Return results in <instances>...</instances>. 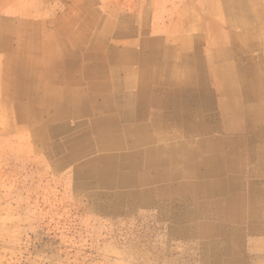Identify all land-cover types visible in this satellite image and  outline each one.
<instances>
[{"label": "rangeland", "instance_id": "1", "mask_svg": "<svg viewBox=\"0 0 264 264\" xmlns=\"http://www.w3.org/2000/svg\"><path fill=\"white\" fill-rule=\"evenodd\" d=\"M226 2L227 0H0V20L18 24L39 21L27 19L26 13L41 14L43 17L42 14L50 13V19L55 18V14L60 18L61 14L68 17L73 13L75 23L79 25L90 18L95 21L97 17H105L109 23L107 28L115 30L113 35L120 33L122 35L118 37H123L117 40L115 49L128 46L130 52L142 62L138 55L144 52L141 48L143 43L153 45L158 39L175 37L184 32L191 35L192 45L201 54L205 51L202 40L207 47L205 37L211 39L223 34L226 44V38L231 37L230 31L233 29L226 13ZM208 4L213 7L214 12L209 10L206 6ZM236 14L242 20L240 24L245 23L243 19L252 23V18L250 20V15L247 17L246 11H237ZM191 18H194L193 21ZM206 21V25L199 26ZM47 23L48 28L59 31V36L64 39L70 33L61 31V27L69 24L73 28V23L65 18L61 23L54 20H48ZM104 25L102 19L97 27H105ZM238 28L239 34L244 33L243 26ZM18 32L19 30L16 31ZM253 38L257 40L255 56L258 60L263 59L260 49L258 50L261 38L256 33ZM89 39L85 33L84 43L71 49L80 55L78 67L89 64L82 59L87 47L84 45ZM207 48L208 53H214L215 46ZM117 52L123 59H129V54L124 56L122 50ZM3 55L4 52L0 50V264H264V237L259 236L264 230L257 228L255 235L251 229L244 227L230 230L226 223H222L227 214L219 206L220 196L207 198L196 188H181L178 182H173L169 187L165 183L157 184L155 190V186L147 185L138 188L132 196L123 193L124 195H120L122 198L118 199L117 188H105V176L91 177L88 170L92 164L100 163L105 158L91 156L87 148L81 145V149L76 146V153L82 151L84 156L78 157L68 146L72 143H64L73 134L82 133L79 130L87 124L86 120L78 122V129L73 122H69V126L59 128L56 132L53 128L59 124L64 125L63 122L48 123L42 115L43 121L29 124L23 108H19L21 111L15 114L11 99L2 93L6 86L2 84ZM198 71H203L202 65ZM213 71V68L207 69L209 77ZM60 81L50 80L49 84L55 86ZM81 82L82 88L87 92L86 81ZM157 88L158 86L151 85L150 99H154L152 94L157 93ZM38 106L43 107L40 102ZM151 118H148L144 132H132L125 136L151 137L158 141L154 143L157 147L171 146L174 141L169 137L177 134L176 127L171 125L167 131L160 133L151 124ZM40 125L45 130L42 136L37 137L32 129ZM256 142L262 144L264 138L256 137ZM161 155L162 153H158V157L163 156ZM110 181H113L112 178ZM193 183L196 184L197 181ZM111 184L114 185V182ZM239 213L236 210L228 218L232 216V220H239ZM204 224L221 233L238 230L240 238L233 240L229 237V241L211 235L201 237L198 225ZM223 224L227 227L222 226ZM226 246L240 250V260H221V250Z\"/></svg>", "mask_w": 264, "mask_h": 264}, {"label": "bare ground", "instance_id": "2", "mask_svg": "<svg viewBox=\"0 0 264 264\" xmlns=\"http://www.w3.org/2000/svg\"><path fill=\"white\" fill-rule=\"evenodd\" d=\"M206 6L214 12L212 6L209 4ZM225 8L230 24L243 26L245 28L243 35L245 36L249 34V22L243 19L245 23L240 24L242 20L237 17L236 13L244 10L247 12V17L252 13L255 16V22L257 21L258 31L264 46V0H227ZM193 19L191 18L192 21ZM41 23V21H34L14 24L0 20V50L4 52L2 84L3 86L6 85L3 87L5 91L2 93L7 94L8 98L11 99L15 114L17 111H21L19 108H23L29 124L30 122L43 121L42 115L48 123L63 122L64 125L55 126L54 131L69 126V122H73L75 128L78 129V122L86 120L87 124L79 130L82 133L77 134L78 132L73 131L76 134L68 137L64 143H72L68 146L74 150V153L78 151L81 145L87 148V152L91 156L105 158L100 163L92 164L88 170L91 177L105 176L107 179V183L104 184L105 188H117L118 199L122 198L120 195L123 193L132 196L138 188L147 185L155 186L153 187L155 190L157 184L165 183L166 187H169L174 184L173 182H178V186L181 188H196L202 196L207 198L220 196L221 198L218 199L219 206L226 210H239L238 223L246 222L253 235H255L254 231L257 228L264 230V194H262L264 193V179H262L264 175V144L248 149L245 147V140L241 135L240 138L233 135L236 132L264 136L263 64L247 60V53L244 50H237L238 53L231 57L228 44L227 46L224 44L222 48L217 50L216 55L223 60L218 68L220 85L217 88L218 93L222 96V101L217 109L221 121L208 127L204 122L197 123L195 116H189L186 111H182L186 91L183 84L174 82L186 80L188 76H198L199 79L203 77V71H201V75L195 66V52L186 47V51H189V54L192 53V58L189 56L188 63L185 56L181 55L183 50L179 53L173 50V54L170 53V56L166 52V54L152 55L150 61L143 62L144 80L148 79L147 81L150 83L155 79L173 80L172 90L161 94V97L155 100L156 104L162 107L161 114H156L155 111L152 114L155 127L161 128L158 130L161 131L160 133L167 131L172 125L176 127L177 134L169 137L174 141L171 146L157 147L154 143L158 141L151 137L136 138L129 136L130 138H128L125 136V134L128 135L132 132L130 129L122 127L123 125H120L114 116L108 118L104 115L100 118L90 119V111L92 114L94 111L100 112L98 108L95 110L96 105L91 102L98 88L96 90L94 89L95 86L90 87L89 80L94 76L100 62L98 58H95L94 51H84L85 57L91 63V66L84 70L83 77L89 81L86 84V92L81 86L82 83L76 80L78 78L76 72L79 73L77 64L72 57L73 55L68 53L70 45L76 46L84 43L86 30L76 29L75 33H71L72 37L67 42L54 37L44 40L39 34L43 28ZM203 23H200L199 26H204L205 23ZM104 26L96 28L97 32L94 39H91L92 36H90L88 45L93 44L95 47H100L105 42L109 32H107V24ZM27 28L28 30H26ZM17 30L19 33H16ZM60 30L71 31L74 29L66 24ZM253 34L254 32H251V38H253ZM256 42L257 40L254 41V43ZM155 43L157 44L159 41H155ZM229 47L231 48V46ZM159 49L165 48H158L157 50ZM43 52H48L50 56L47 60L41 61L42 59L39 60L36 57ZM57 62V67L63 65L65 69V80H61L58 85L50 86V80H48L50 75L48 78L43 75L48 72L49 66H55ZM167 68L168 71L175 70L178 74L177 77L162 75L161 71ZM149 82L147 84H150ZM202 101L209 110L214 108L206 97L205 99L202 98ZM39 102L43 107L38 106ZM104 112L108 113V110H104ZM169 121L174 124H169ZM212 128L222 131L224 137H200L204 132H211L207 130ZM44 130L40 125L33 128L32 132L39 137L43 135ZM164 141L166 140H161V142ZM81 152L76 153V156L83 157L84 154ZM158 153H162L163 156L158 157ZM256 177L261 179L255 180ZM110 178L113 181H110ZM247 178H251V180ZM195 181H197L196 184L193 183ZM111 182H114V185ZM189 196L191 195L189 194ZM202 201L204 202V200ZM204 233L211 236L216 235L214 228L208 225ZM259 236L264 237V233Z\"/></svg>", "mask_w": 264, "mask_h": 264}, {"label": "crops", "instance_id": "3", "mask_svg": "<svg viewBox=\"0 0 264 264\" xmlns=\"http://www.w3.org/2000/svg\"><path fill=\"white\" fill-rule=\"evenodd\" d=\"M72 14L73 13L69 14L68 17L64 14H61L60 18H57L58 15L55 14V18L50 19V16H52V14L46 13V14H42L44 15V17H46L44 19V17L41 16V14L38 15L35 13L34 14L26 13L25 17L27 19L30 18L31 20L32 19L39 20L42 22L41 26L43 28L39 34L42 36L44 40H48L49 38L54 37L55 39H60L66 42L69 41L70 37H72L71 33L72 32L75 33L76 30L68 31L70 35L66 39H64L59 36V33H58L59 31L48 28V23H47L48 20L58 21L59 23L63 22L64 18L67 20H70L73 23L74 29H77V30L85 29L86 30L85 33L88 34L89 37L92 36L91 39H94V35L97 32L96 27L98 25V22H100L103 19L105 24H109L107 20L105 19V17L103 18L97 17L95 21L92 18H90L89 20L84 21L81 24L79 23L78 25L77 23H75V18H74V15ZM36 15L39 16V19H37ZM249 15H250V20L252 18L253 25L251 21H249L248 36L243 35V33L239 34L238 32L239 26L237 25L232 26L233 29L232 31H230L231 37L226 36L227 37L226 46L227 44L228 46L229 45L231 46V50L229 49L232 54L231 57L235 56L238 53L237 50H244L247 53L246 55L247 60L254 61L255 63L264 65V46H263L262 40L260 42L261 46L260 45L258 46V50L260 49L259 52L262 53L263 59L258 60L255 56L257 51L254 52V50L255 48H257V45L256 43H254V40H253L254 38H251L250 34L251 32H254L258 34L260 38L261 36L258 31L257 21L255 22V19H254L255 16H253L252 13H250ZM30 22H34V21H30ZM206 24H207V21L205 22L204 25ZM26 30H28V28ZM107 32H109V34L105 42L100 47H95V45L93 44L88 45V41L86 42L87 44L84 45V46H87L85 47L84 51L85 50L94 51L95 58H98L99 62L101 63V64L99 63V66L94 76H92L89 79L90 87L95 86L94 89L96 90L98 88V91L94 93L91 102H93V104L96 105L95 110H97V108L100 110V112L94 111L93 114H92V111H90V114L92 117L91 116L89 117L91 120L95 118L103 117L104 115H106L108 118H110V116H114L117 119L118 123L120 125H123L122 127L130 129L131 132H144L145 126H147L146 122L148 121V118L149 117L151 118V116L153 117L152 113L155 111L156 114L157 113L161 114L160 110L162 107L157 105L155 100H158V98L161 97V94L166 93L168 90L170 91L172 90L173 80H167L170 83H168L165 80H157V79L152 80L151 83L147 81L148 79L144 80V73H143L144 63L143 62L150 61L152 59V55H160V54L167 53L170 56V53L173 54V50L176 51V53H179L181 52V50H183V53L181 55L185 56V58L187 59V63H188L189 56L192 58L191 56L192 53L189 54L190 52L186 51V47H188L195 52L194 61H195L196 69L198 70L202 65L204 74L202 75V72L198 71L203 76L200 79L197 78L198 76L197 77L195 76L198 80L193 76H188L186 77V80L174 81V82L183 84V88L186 91V94L184 97L185 104H184L182 111H186L189 116H195L197 123L204 122L208 127L212 126L213 124L216 125L217 123H219V121H221L220 115L217 114V111H218L217 109H218L219 104L222 101L221 100L222 96L220 93H218L217 88L220 85V80L218 77V68L222 64L223 60L220 57H218L216 53H217V50L222 48L225 44L224 43L225 36H223V34L219 36H215V37L213 36L211 39L209 37H205V41L207 42V47L215 46V51H213L214 53L212 54L208 53V48L206 47V45L204 46V44L206 43L204 44L202 43L203 40L201 41V44L205 51L203 52V54L199 53L198 49L192 45L191 35L188 34L187 32H184L182 35H177L171 38L158 39L156 42L159 41V43L157 44L154 43L153 45H150V44L143 43L141 45V48L145 53L143 52L141 55H138L139 58L142 59V62H141V60L137 59V57L134 56L132 52H130L128 46L124 48L122 47V49H119V50L115 49L114 46L117 45V40H119L120 38H123V37H118V36H121L122 34L117 33V36L113 35V33H115V30L111 31V29H107ZM125 35L126 34H123V36ZM229 38L231 39V41ZM76 46H79V45H76ZM157 46H159L158 48H165L168 51H166L165 49L157 50L158 48L155 49ZM74 47L75 45H70L68 47V53L73 55L72 56L74 57L73 59H75L76 64H78V60H81V59H80L79 54H76L75 52L71 51V49ZM145 47H147L146 50L144 49ZM121 50L124 52L123 53L124 56L129 54L128 60L123 59L122 58L123 56L119 55V52L117 51H121ZM84 51H83V54H84ZM49 56L50 54L48 52H43V53H40L36 58H38L39 60L42 59L41 61H43V59L47 60ZM82 59H83V62L87 61L89 64L87 66H82V67L77 66L79 73L76 72L78 76L76 80H79V82L85 80L87 82L86 84H88L89 81L83 76H84V70L87 69V67L89 68L91 66L90 65L91 63L88 61V58H86L85 55H83ZM57 65H58V62L56 63L55 66L53 65L49 66L48 72H46L43 76L48 78L49 77L48 75H50L49 77V79L51 78L50 80H65L64 79L65 69L63 65H61L60 67H57ZM209 68H213L214 70L211 73V77H209L207 73V69ZM161 74L171 75L175 77H177L178 75L176 74L175 70L168 71V68L163 69L161 71ZM144 82L146 84L149 82L150 84L144 85L145 84ZM151 85L158 86L157 93L152 94V97H154V99L153 98L150 99V95H149V90H151ZM205 97L213 104L214 108L212 110H209L207 106L205 107V105L203 104L202 98L205 99ZM104 110H108V113L104 112ZM167 111L169 112L168 109ZM152 119L154 120V117ZM152 123L154 124L155 121L154 122L151 121V124ZM169 124H174V123L172 121H169ZM207 131H211V132L209 133L204 132L203 133L204 135L201 134L200 137L201 138L207 137V136L217 137V138L224 137V133H222V131L218 129L212 128ZM233 135L234 137H237V138H240V135H241L242 138H244L245 140V147L247 148H254L258 145H261V144H257L256 137L264 138V136L262 135H256V134L246 135V134H239L236 132L233 133ZM234 211L235 210L225 209L224 212L228 215ZM227 215L226 217H224L225 221H223V223L225 222L228 228L230 227V230L234 228L239 229L241 227H244L245 229H250L246 222L239 224L238 223L239 220H235V219L229 220ZM226 225L223 224L222 226H226ZM198 228L201 229L199 232V236L201 237L208 236L207 233H204L205 229H207V224L198 225ZM215 231H216V235H215L216 238L219 236H220L219 238H223V239L226 237L227 239H229L228 237H231L233 240H237L240 238V232L238 230L235 232H228V233L223 232V234L221 233L220 230L218 231L216 229ZM239 251L240 250H237L236 247L233 248L232 246L230 248L229 246H226L221 250V254L223 255L221 256V260H225V261L240 260V257L238 256Z\"/></svg>", "mask_w": 264, "mask_h": 264}]
</instances>
